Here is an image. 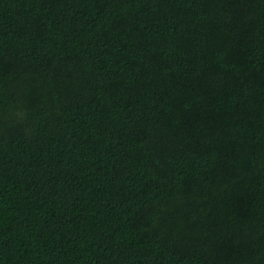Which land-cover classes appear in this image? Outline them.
I'll list each match as a JSON object with an SVG mask.
<instances>
[{
  "label": "trees",
  "instance_id": "trees-1",
  "mask_svg": "<svg viewBox=\"0 0 264 264\" xmlns=\"http://www.w3.org/2000/svg\"><path fill=\"white\" fill-rule=\"evenodd\" d=\"M0 264H264V0H0Z\"/></svg>",
  "mask_w": 264,
  "mask_h": 264
}]
</instances>
